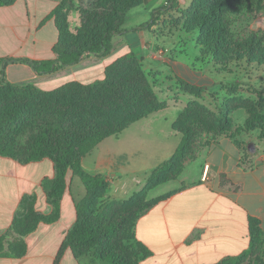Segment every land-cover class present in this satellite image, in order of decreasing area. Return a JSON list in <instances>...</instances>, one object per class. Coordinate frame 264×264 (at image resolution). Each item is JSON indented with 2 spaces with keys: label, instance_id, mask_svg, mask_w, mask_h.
<instances>
[{
  "label": "crops",
  "instance_id": "obj_1",
  "mask_svg": "<svg viewBox=\"0 0 264 264\" xmlns=\"http://www.w3.org/2000/svg\"><path fill=\"white\" fill-rule=\"evenodd\" d=\"M58 3L59 0H16L0 5V58L55 57L53 46L58 31L54 19L48 15ZM136 33L140 42L146 40L145 32ZM117 36L124 37L123 43L106 56H87L48 74H36L22 62H9L4 67L5 78L12 84H32L42 90H52L71 80L101 79L105 65L138 48L132 34ZM87 59L96 65L88 67ZM174 66L197 84H213L210 79L204 82V74H194L179 63ZM2 67L0 62V71ZM163 111L131 123L117 137L104 138L81 158L82 167L113 183L119 177L149 174L171 157L181 139V134L172 129L174 118L168 119ZM238 137L230 131L203 134L180 175L182 184L136 219L134 237L150 251L137 264H215L245 251L254 225L260 231L259 239L264 241V138L247 142L242 150L236 143ZM54 175V163L49 158L25 162L0 155V236L8 232L26 197L35 198V211L51 212L42 182ZM81 183L68 172L60 218L51 224L38 223L24 238L25 255L0 257V264H53L67 230L75 221V203L85 193ZM65 200L70 204L67 212ZM38 229L41 230L35 236ZM32 236L35 238L31 241ZM260 254L264 255L256 248L245 261L256 264L255 256ZM59 264L85 263L66 249Z\"/></svg>",
  "mask_w": 264,
  "mask_h": 264
},
{
  "label": "rangeland",
  "instance_id": "obj_2",
  "mask_svg": "<svg viewBox=\"0 0 264 264\" xmlns=\"http://www.w3.org/2000/svg\"><path fill=\"white\" fill-rule=\"evenodd\" d=\"M172 1V7L154 12L153 17L157 19L148 28L140 26L149 21L152 11L165 4L166 0H140L120 16V28L130 30L124 34H132L138 44L136 52H130L133 59L120 62V71L134 85L142 87L141 97L145 105L154 101L165 103L166 107L162 110L168 119L175 120L188 106L189 117L178 125H188L193 130L192 142L188 153L161 182L148 179L150 173L119 177L114 183L108 180L109 185L96 209L100 208L99 215L105 213L111 222L123 221L120 235L111 239L115 250L130 246L134 221L152 204L169 196L174 188L182 184L180 175L204 133L216 135L230 131L232 136L240 137L236 143L242 150L247 142L264 137V0ZM96 2L59 0L71 33L80 27L86 14L89 17L94 10L103 13L107 9L104 3L108 4V0H100L103 11ZM136 32H145L146 40L140 42ZM123 39V36L115 34L112 50L121 45ZM87 60L88 67L96 65L91 59ZM112 62L105 65L103 71ZM176 63L194 74H204V82L210 79L213 84H197L182 70H176ZM34 89V98L21 96L19 99V103L29 105L25 113L27 118L31 114L33 118L36 114H44L35 94L40 89L35 86ZM10 102L8 99L0 105L5 107ZM223 107L230 111L225 119L229 118L231 125L219 128L216 118ZM51 115L52 110L48 116ZM247 121L249 125H246ZM36 132L34 125L17 135V148L23 154ZM64 209L65 212L70 210L66 200ZM42 227L45 225L42 224ZM40 230L35 232V236ZM34 238L32 236L30 240ZM258 249L264 253L263 240ZM94 252L92 249L85 254L82 262L107 264ZM255 257L256 264L264 263L263 254ZM132 259L133 255L126 264H132ZM243 264H252V260Z\"/></svg>",
  "mask_w": 264,
  "mask_h": 264
},
{
  "label": "trees",
  "instance_id": "obj_3",
  "mask_svg": "<svg viewBox=\"0 0 264 264\" xmlns=\"http://www.w3.org/2000/svg\"><path fill=\"white\" fill-rule=\"evenodd\" d=\"M15 1L0 0V5H9ZM139 1L108 0V4L104 3L107 9L103 13L94 10L89 17L86 14L75 33L69 31L66 15L62 11L61 3H58L48 15V18L54 19L58 31V39L53 46L55 57L0 58L3 66L0 71V104L2 101L11 100L5 107L0 105V155L22 159L25 162L49 158L55 167L54 177L45 178L42 182L47 201L52 206L51 212L44 214L35 211V198L26 197L8 232L0 236V257H22L27 250L25 236L34 231L38 223L51 224L60 218L61 199L66 189L68 172L80 179L85 193L75 203V221L67 230L53 264H59L66 249H70L76 259L94 249V255L107 264H126L131 255L132 264H137L140 257L150 253L149 249L134 237L135 221L132 227V244L120 250L113 248L111 239L120 235L123 221L111 222L105 213L99 215L100 208L96 209L109 181L101 175L90 174L81 165V158L90 153L104 138L117 137L131 123L166 107L165 103L157 101L145 105L141 97L142 87L134 85L133 81L121 73L120 62L133 59V55L127 53L115 59L104 71L103 79L92 82L71 80L52 90H38L35 94L38 95L37 101L40 102V110L44 114H36L34 118L32 114L29 118L25 115L29 105L19 103L21 96L34 98V85L10 83L5 78L4 69L9 62H22L29 65L36 74H48L76 64L87 56L108 55L113 48V36L130 31L120 28V16ZM96 3L100 5V0ZM173 4L172 0H166L165 4L152 11L150 20L140 27L148 28L157 19L153 17L154 12L165 10ZM100 7L103 11L104 7ZM50 110L52 115L48 116ZM219 111L216 126H230L229 118L225 119L229 109L223 107ZM189 112L190 108L187 106L173 121L172 129L181 134V139L171 157L159 163L150 172L148 179L163 181L166 174L188 153L193 130L188 125L179 126L178 123L187 120ZM34 125L37 132L29 140L27 150L23 154L17 148V135L26 127ZM246 125H249V121ZM259 233V229L254 225L248 248L215 264L243 262L254 249L259 248L262 241L259 239Z\"/></svg>",
  "mask_w": 264,
  "mask_h": 264
}]
</instances>
